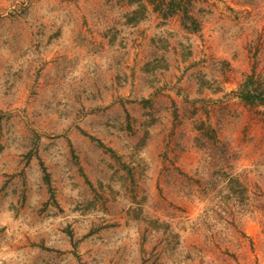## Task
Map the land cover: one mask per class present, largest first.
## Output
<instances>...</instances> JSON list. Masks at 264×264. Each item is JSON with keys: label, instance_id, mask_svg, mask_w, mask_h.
<instances>
[{"label": "rangeland", "instance_id": "1", "mask_svg": "<svg viewBox=\"0 0 264 264\" xmlns=\"http://www.w3.org/2000/svg\"><path fill=\"white\" fill-rule=\"evenodd\" d=\"M249 78L264 0H0V264H264Z\"/></svg>", "mask_w": 264, "mask_h": 264}, {"label": "trees", "instance_id": "2", "mask_svg": "<svg viewBox=\"0 0 264 264\" xmlns=\"http://www.w3.org/2000/svg\"><path fill=\"white\" fill-rule=\"evenodd\" d=\"M239 97L248 104L264 107V87L249 78L238 92ZM45 170V168L43 167ZM45 182L49 184V175L45 171Z\"/></svg>", "mask_w": 264, "mask_h": 264}]
</instances>
